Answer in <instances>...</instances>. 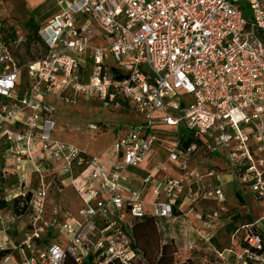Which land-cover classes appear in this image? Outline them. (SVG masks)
Masks as SVG:
<instances>
[{
    "label": "built area",
    "instance_id": "1",
    "mask_svg": "<svg viewBox=\"0 0 264 264\" xmlns=\"http://www.w3.org/2000/svg\"><path fill=\"white\" fill-rule=\"evenodd\" d=\"M53 2L38 29L40 57L21 61L24 35L0 41V224L7 233L25 222L22 240L1 251H17L23 264H134L132 224L146 216L191 215L208 241L217 214L203 218L188 206L221 204L224 193L217 170L189 167L197 153L223 155L264 210V156L254 159L264 154V0ZM48 94L125 104L143 120L104 156L90 157L52 138ZM161 125L174 128L166 161L177 176L164 163L143 167ZM182 129L203 143L181 147ZM53 186L78 198L76 216L52 203ZM260 222L264 215L241 228L240 252L230 246L217 258L264 264Z\"/></svg>",
    "mask_w": 264,
    "mask_h": 264
},
{
    "label": "rangeland",
    "instance_id": "2",
    "mask_svg": "<svg viewBox=\"0 0 264 264\" xmlns=\"http://www.w3.org/2000/svg\"><path fill=\"white\" fill-rule=\"evenodd\" d=\"M54 11L55 5L52 0H0V28L3 30L12 28L16 34L25 35L27 31L24 29L23 24L29 17H32L37 25H40ZM36 47L32 46L30 48L29 55L26 48L23 47L21 61L30 60L31 56L34 58L40 57L42 50L39 46ZM70 99V101H65L60 96L53 94H48L44 98L45 103L52 109V117L56 124L52 132V138L69 143L90 157L104 156L114 142L125 136L126 130L131 125L138 124L143 120L141 114L130 111L123 104L116 108L82 96H70ZM90 124L97 127V133L94 135L87 131ZM159 127L163 132L158 133L159 141L154 145L151 154L156 157V162L164 163L169 170L171 166L166 160L169 153L174 149V128L163 125ZM195 156L196 159L201 161L190 162L189 167L196 170L200 175L205 174L207 167L216 168L218 171L229 170L228 163L223 155L206 159L204 158L207 156L205 154L197 153ZM262 156L264 154L258 153L254 159L256 160ZM223 193V203L221 204H217L215 201H201L194 206H188V208L193 207L195 212L204 216H214V213L219 212L218 210H225L219 220L223 226L219 229L212 243L217 248H228L232 246L233 242H236L237 247L234 246V250L240 252V247H242L241 236H235L234 239H231L227 223L231 222L229 224H232L233 228H237L238 223H232L235 210L239 208L242 213H248V209L251 208V213L258 215V205L255 203L254 195L248 190V187L238 185L236 180L228 182L223 187ZM239 196L243 197L245 204H241L238 199ZM51 200L52 203L61 200V203L66 205L75 216L80 208L78 198L72 195L68 188H62V192L57 193L56 188L53 186ZM229 217L231 218L229 219ZM24 223L22 222V224ZM197 229L198 224L196 222H190L185 218L178 222H165L160 230L154 226L155 232L149 234L150 239L135 240L136 238H134L136 248L140 252L139 259L134 264H149L148 259L155 261L164 245L174 248L173 262L175 264L186 261L189 256H199L196 261L197 264H242V261L233 258H231V261L217 262L213 260L212 256L208 255L203 258L201 253L191 251L193 246L204 250V244H200L197 239ZM258 229L260 231L261 229L264 230V222L258 224ZM142 251L145 252L146 257H143ZM10 252L13 251L10 250Z\"/></svg>",
    "mask_w": 264,
    "mask_h": 264
},
{
    "label": "trees",
    "instance_id": "3",
    "mask_svg": "<svg viewBox=\"0 0 264 264\" xmlns=\"http://www.w3.org/2000/svg\"><path fill=\"white\" fill-rule=\"evenodd\" d=\"M40 25H37L34 22L32 17H29L23 24L24 29L27 31V33L24 35L26 37V40H27L24 47L28 51V53H27L28 55L30 53L29 50L32 46L33 47H36V46L40 47V45L38 44L39 41H38V35H37ZM18 36H19V34H16L12 28H9L8 30H3L2 28H0V41L5 45L12 43L14 40L17 39ZM41 50H42V52H44L43 49H41ZM34 59L35 58L33 56L30 57V60H34ZM123 105H125V104H123ZM178 137H179L178 140L180 142L181 147H187L192 143H196V144H202L203 143V141L200 138L194 136L193 134L188 133L186 130H183V129L180 131V134ZM179 203H180V200H178L176 202L175 206L173 207V215L176 217V219L181 217V213L177 211V207H178ZM4 206H5L4 204H1L0 208H3ZM13 211L16 214H19V212L17 210L15 211V209H13ZM218 211L219 212L216 213L218 222L216 223L215 230L213 231L212 236L209 238V240L204 241L200 238H197L199 240L200 244L201 243L204 244L203 245L204 250L198 249L197 246H193L194 248L191 247L192 250L191 249L190 250L191 251L194 250V251H197L198 253H201L202 254L201 257H203V258H206L209 255V256H212L213 260H215L217 262H219V261L221 262V260L219 258H217L216 252L222 251L224 248H217L212 243L213 239L216 237L219 229H221L223 226L219 220H220L221 214L225 213V210H218ZM202 217L204 218L205 216L202 215ZM231 217H229V219ZM234 222L238 223L239 226L237 228H233L231 226L232 224H229L231 222L227 223V228L231 233V237L233 236V239L235 238V236H237V237L241 236V234H239V232H241V228L243 226L254 223V221L252 220V218L249 214H241L238 212V210H235V212H234L232 223H234ZM164 224H165V220H157L155 218L148 217V216H146L140 220L134 221L132 224V232H133L134 238H136L135 240L144 239V238L150 239L149 234H154V232H155L154 226H156V228L160 230V227H162ZM151 231H152V233H151ZM236 245H237L236 242L232 243L233 248ZM135 247H136V245H135ZM240 249H241V247H240ZM141 253H142L143 257H146L144 251H142ZM9 254H10V250L0 251V262L5 257H7ZM173 254H174V248H172V246L164 245V246H162L161 252L159 253V256L156 257L155 261L148 259V263L149 264H175L173 262ZM197 258H199V256H197V257L189 256L186 261L181 262V263H177V264H197L196 263ZM247 262L249 264H253L250 261H247ZM67 264H74V263L72 261L68 260ZM85 264H89V262H85Z\"/></svg>",
    "mask_w": 264,
    "mask_h": 264
},
{
    "label": "crops",
    "instance_id": "4",
    "mask_svg": "<svg viewBox=\"0 0 264 264\" xmlns=\"http://www.w3.org/2000/svg\"><path fill=\"white\" fill-rule=\"evenodd\" d=\"M52 3H54L53 0H52ZM195 161H201V160L195 159ZM155 163H157L156 162V157L150 153L146 157V160L144 162L143 167L145 169H149ZM170 166H171V168L169 169V171L174 176H177L178 175V172H177L175 166L173 164H171V163H170ZM207 169H215V170H217L216 171L217 172V179H218L219 183L221 184L222 190H223V187L228 182H230V181L234 182L235 181L234 177L232 176V174H231V172L229 170H226V171H218V169L213 168V167H207ZM238 199L241 201V204H245V200L243 199V197L239 196ZM255 203L258 205V212H259L258 215L252 214L251 213V208L248 209V213H242L239 208H238V212L241 213V214H249L251 216L252 220H254V222L255 221H258L262 217V215H264V210H262V208L260 207V205L258 204V202L256 201V199H255ZM188 218H189V220L191 222H196L198 224L197 232H200V231L203 232V231H205L204 228L201 227L200 224L197 221H195L191 215H189ZM22 227H23L22 226V223L17 220L16 221V224L13 225L12 230L9 231V232H7V233H5L4 230H3V228H2V226H1V224H0V251H1V247L6 242H8V241L9 242H16V241L17 242H20L22 240ZM260 232L262 234V237H264V230L261 229ZM0 264H23V263H22V259H21L20 254L17 251H13V252H10V254L7 257H5L0 262Z\"/></svg>",
    "mask_w": 264,
    "mask_h": 264
}]
</instances>
